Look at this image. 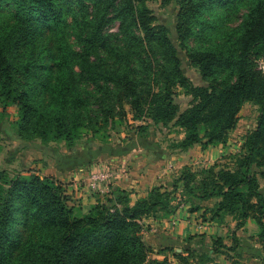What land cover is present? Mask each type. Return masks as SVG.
<instances>
[{
	"label": "trees",
	"instance_id": "16d2710c",
	"mask_svg": "<svg viewBox=\"0 0 264 264\" xmlns=\"http://www.w3.org/2000/svg\"><path fill=\"white\" fill-rule=\"evenodd\" d=\"M179 3L178 44L204 83H194L184 72L169 27L158 21L147 0H0V9L10 6L11 15L0 17L2 113L18 106L16 121L4 120L1 127L22 147L60 158L42 141L72 143L84 127H95L98 113L109 124L126 114V105L134 119L181 127L184 136L170 147H206L227 142L246 101L259 105L257 124L234 166L185 164L172 187L155 185L135 200L117 187L84 212L69 202L56 176L32 169L9 176L1 169L0 264H144L152 247L143 219L171 213L178 197L220 220L232 214L237 227L252 219L264 251L259 181L264 177V0ZM240 6L245 10L237 23L214 38L209 30L216 19L230 17ZM114 21L117 31L110 30ZM179 86L192 95L185 109L175 100ZM212 198L214 207L202 204ZM218 240L213 253L230 258L223 264H237L230 250L238 248V235L233 232L231 244ZM187 252L174 249L185 264L214 259L196 248Z\"/></svg>",
	"mask_w": 264,
	"mask_h": 264
},
{
	"label": "rangeland",
	"instance_id": "374dc122",
	"mask_svg": "<svg viewBox=\"0 0 264 264\" xmlns=\"http://www.w3.org/2000/svg\"><path fill=\"white\" fill-rule=\"evenodd\" d=\"M179 2L180 0H147L148 5L157 15L158 21L165 23L169 27L172 40L178 46V53L182 60V68L184 72L192 78L194 83H204L198 68L191 64L185 50L178 44L179 42L175 26L177 23V13L180 5ZM9 10L10 6L5 5L2 9H0V17H10L11 15ZM226 10L227 9H221L220 11L223 12ZM244 10L245 7L240 6L237 11L232 12L230 17L219 16L217 19L215 14L206 12L205 15L207 18L217 20L209 32L212 33L214 38L218 37V35L225 29L234 26L237 23L239 14L243 13ZM70 18L71 14H69V19ZM110 30H118L116 21L111 24ZM71 37L73 38L74 36L72 35ZM190 43L193 44L192 41H190ZM262 65L264 66L263 63ZM175 100L180 105V109H185L190 104L192 95L186 93L185 89L179 86L177 88V93L175 94ZM125 109V115L120 114V116L117 117L119 120L112 119L109 124L102 121V115L98 113L94 116L95 112H92V116H94L93 120L97 122L95 123V127H84L81 137L77 138L72 143H67L65 140H50L47 141V143L42 141L45 145H51V147H54L55 150L60 153L61 157L56 158L54 157V152L51 154L34 146L22 147L19 140L11 138L9 134H7L6 130L1 127V123L4 120L11 122L16 121L18 117V106L16 104L8 106L7 112L3 114L2 104L0 102V170L6 169L9 176H12L20 172L26 173V171L32 169L42 175L51 174L61 179L59 175L62 170L67 168L66 166L84 162L81 160L83 158L89 160L88 162L90 163V160L96 157V154L97 152H100L98 151L100 149L103 151L106 148L111 147H117V149H120L119 147H128L133 140L136 141V139L143 138L152 139V141L158 142L162 141L165 145H171V143L184 136V130L179 126H175L172 121L164 124L162 122L156 123L149 117L134 119L133 113L128 105L125 106ZM258 114V104L252 101H246L243 104L239 111L237 124L235 128L230 131L229 138L227 140L230 145H234L232 151L224 154L220 157L219 161H215L214 163H217L219 166H234L235 155L236 153H240L242 151L246 135L257 124ZM140 125H144L145 127L142 128ZM199 144L202 145L201 143ZM74 157H76V159H73ZM94 161L96 160H92V162ZM86 165L88 164L86 163ZM208 165L209 164L206 163L192 164L194 168H201ZM66 171H63L66 174H63L62 177L65 181L70 178V172ZM84 176L85 174L82 178H80L81 176L78 178V182L81 183V190L80 188L79 190L80 192L88 193L89 191L87 192L82 188L85 184ZM259 181L260 189L264 193V177L260 176ZM69 195L70 203H74L77 206H81V204L83 205L81 201V193L77 195L74 191ZM215 201L216 199L212 198L208 200V203L214 207ZM182 202H184V200L179 197L174 201L176 205H179ZM81 209H83L82 206ZM222 221L226 223L227 229L222 228L221 231L218 232L217 230V232H214V237L211 240L207 238V241H200L202 246L206 249L199 250V252L207 251L211 253L214 258L211 262H207L206 264H223L230 260V258L225 256V253H213V245L215 241L219 243L220 240L218 239H222L223 242L228 244L234 243L233 232H235V234L239 237V246L237 249L230 250V253L234 259L237 260V264H264V251L258 234V224L252 219H249L244 226L237 227V220L232 214H225ZM211 241L212 245L210 246ZM172 250L173 251H170V256L153 258L157 250L151 249L144 264H185L173 254L174 248H172Z\"/></svg>",
	"mask_w": 264,
	"mask_h": 264
},
{
	"label": "crops",
	"instance_id": "0c3cea01",
	"mask_svg": "<svg viewBox=\"0 0 264 264\" xmlns=\"http://www.w3.org/2000/svg\"><path fill=\"white\" fill-rule=\"evenodd\" d=\"M233 146L227 141L209 144L206 147L197 143L188 149H181L172 148L162 141L136 139L128 147H119L120 149L111 147L98 152L94 162H92L94 159L90 160V163L82 160L84 162L66 166L65 170H60L59 176L65 184L67 193L72 194L74 191L77 195L81 193L83 203L81 206L85 212L98 197L103 198L117 187L128 190L133 200L146 195L155 185L172 187L175 177L185 164H212L219 161L224 154L231 152ZM106 169L110 171L109 176L100 182L99 188H92L89 184L92 175ZM63 171L70 172V178L66 181L62 178L63 174H66ZM84 174L85 184L82 188L89 191L88 193L80 192L81 183L78 182V178L80 176L82 178ZM202 204H209L208 200ZM204 210L205 207L191 209L190 202H182L169 214L159 212L145 217L144 237L152 249L157 250L153 258L170 256L172 248L184 254L188 253L189 248L205 250L200 241H207V238L211 240L214 232L217 230L219 232L222 228L227 229L225 222L214 217L211 211L203 214ZM193 264L199 263L194 261Z\"/></svg>",
	"mask_w": 264,
	"mask_h": 264
},
{
	"label": "built area",
	"instance_id": "2783aa9c",
	"mask_svg": "<svg viewBox=\"0 0 264 264\" xmlns=\"http://www.w3.org/2000/svg\"><path fill=\"white\" fill-rule=\"evenodd\" d=\"M109 170H102L100 172L94 173L92 175V180L90 181V186L92 188H99L100 182L104 181L109 176Z\"/></svg>",
	"mask_w": 264,
	"mask_h": 264
}]
</instances>
